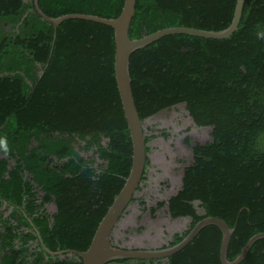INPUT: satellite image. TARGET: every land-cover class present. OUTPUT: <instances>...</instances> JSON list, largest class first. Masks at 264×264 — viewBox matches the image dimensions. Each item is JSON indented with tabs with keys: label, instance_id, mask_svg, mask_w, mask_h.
<instances>
[{
	"label": "trees",
	"instance_id": "1",
	"mask_svg": "<svg viewBox=\"0 0 264 264\" xmlns=\"http://www.w3.org/2000/svg\"><path fill=\"white\" fill-rule=\"evenodd\" d=\"M125 1L38 0V6L51 18L113 19ZM237 1L137 0L130 36L172 26L223 30ZM115 51L107 25L71 19L56 28L38 15L34 0H0V139L8 147L7 154L0 148V264H83L46 253L39 235L53 252L87 251L130 173L133 143ZM130 72L143 125L183 111L197 128H211L212 140L193 145L187 137L183 148L165 152L178 180H152L159 172L147 147L133 199L140 201L139 226L127 233L169 248L216 217L235 229L228 249L234 261L264 233V0L245 1L229 37L171 34L134 51ZM222 239L217 226H207L167 264H223ZM113 245L126 249L115 236ZM240 264H264V239Z\"/></svg>",
	"mask_w": 264,
	"mask_h": 264
},
{
	"label": "water",
	"instance_id": "2",
	"mask_svg": "<svg viewBox=\"0 0 264 264\" xmlns=\"http://www.w3.org/2000/svg\"><path fill=\"white\" fill-rule=\"evenodd\" d=\"M245 1L246 0L237 1L232 24L223 30H206L190 26H172L147 34L141 38H131L130 27L135 14L137 0H126L121 15L118 18L113 19L87 14H69L59 18H51L46 16L40 10L38 0H34L35 10L38 15L42 18V20L51 23L56 28L68 20L81 19L104 24L114 29L116 44L115 75L133 143L132 167L130 173L126 177L124 186L114 198L107 214L99 224L88 250L84 252L77 250H61L53 252L45 246L41 236L39 235L42 247L46 253L53 257L60 258L67 255L76 256L82 260L83 264H111L119 260L168 261L169 258L184 250L205 227L213 225L217 226L223 234L221 245L222 263L240 264L246 258L252 246L258 240L264 239V233L253 236L244 246L241 254L234 261H230L228 260V249L235 229L230 228L225 221L219 218L208 217L200 221L180 243L169 248L122 249L113 245L115 231L132 205L135 193L140 186L147 162V138L144 132L143 123L136 107L132 89V77L130 72V58L132 53L162 37L171 34H190L215 39L229 37L239 27Z\"/></svg>",
	"mask_w": 264,
	"mask_h": 264
},
{
	"label": "rangeland",
	"instance_id": "3",
	"mask_svg": "<svg viewBox=\"0 0 264 264\" xmlns=\"http://www.w3.org/2000/svg\"><path fill=\"white\" fill-rule=\"evenodd\" d=\"M8 29V28H7ZM146 130V135L150 139L148 147L150 151L148 153L151 160V168L154 170L158 168L159 173L155 174V178L152 179L155 182L163 180L166 177L178 180L179 170L175 169V163L168 161L165 157L167 150H176L184 147V141L187 137L191 138L193 145L206 144L211 141V128H197L192 119L186 118L183 111L180 113H162L156 117H152L144 122L143 125ZM166 134L167 136H164ZM150 168V169H151ZM140 208V201H133L129 209L130 214L125 216L121 221L119 227L115 231V239L119 240L126 248L131 249H159L161 245L151 238L144 240L142 237H138L136 234H128L127 229L130 227H138L137 214ZM53 211H56L55 207H52ZM169 225L172 229L174 226L168 223H162ZM71 258L72 256L67 255ZM120 264V263H112ZM126 264H140L137 261H131ZM148 264V263H147ZM154 264H167V261H157Z\"/></svg>",
	"mask_w": 264,
	"mask_h": 264
},
{
	"label": "clouds",
	"instance_id": "4",
	"mask_svg": "<svg viewBox=\"0 0 264 264\" xmlns=\"http://www.w3.org/2000/svg\"><path fill=\"white\" fill-rule=\"evenodd\" d=\"M0 148H2L4 150V152L7 154L8 147H7L6 139H0Z\"/></svg>",
	"mask_w": 264,
	"mask_h": 264
}]
</instances>
